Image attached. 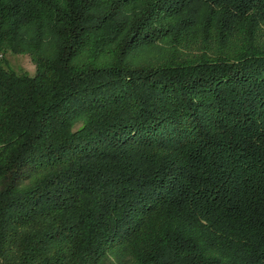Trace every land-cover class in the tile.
I'll use <instances>...</instances> for the list:
<instances>
[{
	"label": "trees",
	"instance_id": "trees-1",
	"mask_svg": "<svg viewBox=\"0 0 264 264\" xmlns=\"http://www.w3.org/2000/svg\"><path fill=\"white\" fill-rule=\"evenodd\" d=\"M0 264H264V0H0Z\"/></svg>",
	"mask_w": 264,
	"mask_h": 264
},
{
	"label": "rangeland",
	"instance_id": "rangeland-1",
	"mask_svg": "<svg viewBox=\"0 0 264 264\" xmlns=\"http://www.w3.org/2000/svg\"><path fill=\"white\" fill-rule=\"evenodd\" d=\"M163 52H160L158 48L151 50H144L136 57L140 61L150 60L152 62L161 60L156 57H162ZM156 59V60H155ZM4 61L6 66L16 73L26 72L32 75L35 72V65L26 53L14 52L12 50H6L4 52Z\"/></svg>",
	"mask_w": 264,
	"mask_h": 264
}]
</instances>
